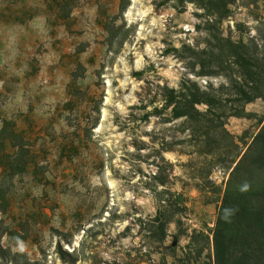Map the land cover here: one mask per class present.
<instances>
[{
	"label": "rangeland",
	"instance_id": "374dc122",
	"mask_svg": "<svg viewBox=\"0 0 264 264\" xmlns=\"http://www.w3.org/2000/svg\"><path fill=\"white\" fill-rule=\"evenodd\" d=\"M162 1L0 0V150L13 127L26 140L0 165V264H72L60 246L76 264H213L236 149L221 135L201 146L221 154L205 155L181 120L145 119L159 85L222 80L193 74L184 48L209 37L203 10ZM251 1L237 0L226 35L264 34V0ZM246 110L226 124L243 151L264 99Z\"/></svg>",
	"mask_w": 264,
	"mask_h": 264
},
{
	"label": "trees",
	"instance_id": "16d2710c",
	"mask_svg": "<svg viewBox=\"0 0 264 264\" xmlns=\"http://www.w3.org/2000/svg\"><path fill=\"white\" fill-rule=\"evenodd\" d=\"M178 1L194 3L202 9L209 32L203 46L184 45L191 52L188 56L191 71L196 76L220 77L222 80L219 84L209 80L206 85H201L191 77H184L177 87L159 85L156 95L160 102H152L153 109L144 117L146 120L152 116L160 117L165 123L181 120L182 130L189 132L196 150L205 155L221 152L219 149L201 148L204 143L225 139L221 135L229 138L236 152L214 229L213 264H264V123L245 151L237 141L238 137L226 127L230 117L250 115L246 110L248 103L264 99V34L259 29L257 35L245 40L243 37L234 39L224 33L221 26L232 15L237 0ZM257 2L252 0L249 5ZM126 7L122 0L121 11ZM239 25L236 27L240 30ZM8 131L0 150V165H4V159L18 158L25 146L21 131L14 127ZM7 143L18 150L11 153L6 148ZM161 217L159 213L154 220L158 222L159 239L163 242L167 237L169 220L163 221ZM58 251L66 262L76 264L81 260L74 251L69 252L61 246ZM105 264L126 263L114 261Z\"/></svg>",
	"mask_w": 264,
	"mask_h": 264
}]
</instances>
